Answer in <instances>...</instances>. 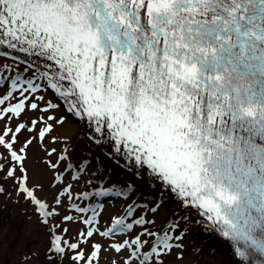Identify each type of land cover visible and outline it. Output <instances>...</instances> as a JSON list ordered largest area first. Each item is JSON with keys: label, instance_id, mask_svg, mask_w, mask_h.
<instances>
[{"label": "snow or ice", "instance_id": "obj_1", "mask_svg": "<svg viewBox=\"0 0 264 264\" xmlns=\"http://www.w3.org/2000/svg\"><path fill=\"white\" fill-rule=\"evenodd\" d=\"M69 115L99 154L73 160ZM4 200L48 237L21 264H181L193 229L264 264V0H0Z\"/></svg>", "mask_w": 264, "mask_h": 264}, {"label": "bare ground", "instance_id": "obj_2", "mask_svg": "<svg viewBox=\"0 0 264 264\" xmlns=\"http://www.w3.org/2000/svg\"><path fill=\"white\" fill-rule=\"evenodd\" d=\"M13 55H17L13 53ZM21 59L23 55L20 54ZM11 63V61H6ZM47 100H51L53 103L58 101L55 96L48 92L45 94ZM59 115V113H57ZM33 115L29 113V116ZM86 129L79 123H77L70 115L68 116V123L62 129H57L54 135H63L72 137V144L75 146L76 153L73 156V160L79 159L80 156H88L91 158L100 153L101 149L94 144H87L85 142L84 133ZM80 133V138H76V134ZM23 139V137H21ZM59 147V145H54ZM104 151H107L105 148ZM43 152L39 150L35 145L29 149L28 168L29 171L37 170L43 174L39 177L41 182L47 185L51 179L49 173L43 171V166L39 163L40 158L43 156ZM95 163V162H93ZM106 169H111L112 165L110 161H103ZM126 176L121 172L120 180L124 181ZM49 195L50 193H46ZM15 196L13 195V199ZM138 198V197H137ZM150 199V197H147ZM124 201L119 198H113L111 201L105 204L106 211L104 213V221L106 222L109 216L119 215L118 211L121 209ZM3 208H0V230L3 234V252L0 254V264H21V257L23 254L32 250H39L41 256L43 250L47 246L48 237L46 232L36 223V217L31 215L32 209L23 201L16 204L11 200L3 201ZM171 204V202H170ZM174 207V205H171ZM27 214V215H26ZM194 215V213H190ZM170 216V208L165 207L154 217L156 220V228H159L164 224ZM30 217V218H29ZM58 219V218H57ZM69 236L75 235L79 224H70ZM99 239V237H97ZM188 251L185 254V260L181 264H235L229 245L221 240L209 237L198 229H193L191 234L185 238L184 241ZM194 249H200L199 254L194 253ZM108 255L105 254L104 259L101 260V264H107ZM34 264L38 262L34 261ZM65 264H68L65 261ZM171 264H176L175 261H171Z\"/></svg>", "mask_w": 264, "mask_h": 264}]
</instances>
